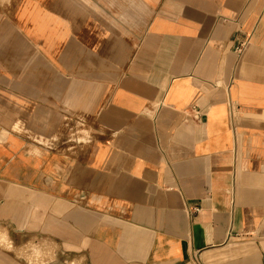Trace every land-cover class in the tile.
<instances>
[{"label":"crops","instance_id":"1","mask_svg":"<svg viewBox=\"0 0 264 264\" xmlns=\"http://www.w3.org/2000/svg\"><path fill=\"white\" fill-rule=\"evenodd\" d=\"M195 253L264 264V0H0V264Z\"/></svg>","mask_w":264,"mask_h":264},{"label":"built area","instance_id":"2","mask_svg":"<svg viewBox=\"0 0 264 264\" xmlns=\"http://www.w3.org/2000/svg\"><path fill=\"white\" fill-rule=\"evenodd\" d=\"M243 47V46H242ZM242 50V48H239L238 51L240 52ZM234 114H235V106L233 103H229V120L231 121V125H232V121H233V118H234ZM193 261H194V264H202L200 258H199V254L198 253H195L193 255Z\"/></svg>","mask_w":264,"mask_h":264},{"label":"rangeland","instance_id":"3","mask_svg":"<svg viewBox=\"0 0 264 264\" xmlns=\"http://www.w3.org/2000/svg\"><path fill=\"white\" fill-rule=\"evenodd\" d=\"M2 239H3V237H2ZM2 239H1V244H3V243H4V240H2ZM32 249H33V248H32ZM33 252H34V251H33Z\"/></svg>","mask_w":264,"mask_h":264}]
</instances>
